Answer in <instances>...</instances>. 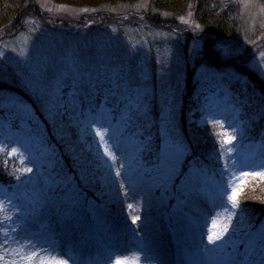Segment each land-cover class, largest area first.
Returning a JSON list of instances; mask_svg holds the SVG:
<instances>
[{"label":"rangeland","instance_id":"374dc122","mask_svg":"<svg viewBox=\"0 0 264 264\" xmlns=\"http://www.w3.org/2000/svg\"><path fill=\"white\" fill-rule=\"evenodd\" d=\"M18 1V23L0 24V264H28L37 248L67 264H162L150 247L166 264H264V217L252 225L249 199L264 183L260 0H230L242 24L223 41L189 12L173 25L196 37L170 34L145 0ZM206 42L224 58L243 55L247 77L204 67ZM193 70L202 81L188 132L201 129L214 147L222 138L227 154L203 148L217 170L195 164L178 127ZM259 125L262 141H237Z\"/></svg>","mask_w":264,"mask_h":264},{"label":"trees","instance_id":"16d2710c","mask_svg":"<svg viewBox=\"0 0 264 264\" xmlns=\"http://www.w3.org/2000/svg\"><path fill=\"white\" fill-rule=\"evenodd\" d=\"M70 2H91L90 4L96 3V0H68ZM104 1V0H101ZM110 1V0H108ZM121 2H126V0H119ZM18 0H0V24H6L5 19L9 16H11V20L8 21L10 24H17L18 20L24 11V5L20 4L18 6ZM262 5L264 6V0H260ZM145 9L146 11L150 12L151 14L155 15L157 18L156 21H158L159 26L161 29L165 30L167 29L170 34H173L176 37L179 38H188L190 41H192L193 36H195L193 33H189L186 29H188L187 26L179 27L178 25H173L175 20H178V17L181 15L182 12H189L192 13L196 23L200 26L201 29H204L208 35L212 39H218V40H225V39H235L236 36H238V29L241 26V16L238 11H235L233 5L231 4L230 0H145ZM95 7V6H94ZM26 11V10H25ZM28 12V11H27ZM142 15L147 17V14L145 12H140ZM127 14V11H126ZM125 14V15H126ZM116 18V16H115ZM119 18V17H118ZM128 19V18H127ZM127 19H119V23L127 22ZM163 21H169L166 23H161ZM182 33L181 36H179V33ZM196 37V36H195ZM202 39V38H201ZM210 44L206 42V48L210 52V55H208L206 52L204 60H202L201 64L204 67H207L209 69H219L224 70L226 68H232L236 73H238L241 76L247 77L245 73H243V58L241 55L236 56H230L228 58H224L225 55L220 56L219 52H213L210 48ZM247 55H250L249 52L245 53ZM206 60V61H205ZM189 69V68H188ZM194 71V72H193ZM192 72L185 73V82H186V89L187 93L183 96V103L184 105L180 108V116L178 118V127L182 133H184V142L187 143L186 145H189L191 152V156L193 157H200L201 161H195V164H211V160L209 156H207L208 151H206L203 148L208 147L211 150H220L223 149V152H225L226 145L220 146L222 143V138L216 137L215 142L217 143L216 147L211 145L210 142L207 141V139L202 138V132L201 129L196 128L194 133L188 132L189 122H188V110H190L191 107V96L194 99L195 96H197V92H200L201 89H199L201 86H199V82L202 81V79H196L192 78V75L195 73L196 70H193ZM249 76V75H248ZM251 77V76H250ZM247 83H252V85H256L253 77L250 78V80L247 81ZM246 83V84H247ZM261 95L264 97V90L263 88L259 87L257 88ZM233 90H231L232 92ZM195 93V95H194ZM257 96V95H256ZM198 97V96H197ZM81 97L78 98V100ZM199 98V97H198ZM198 100V99H197ZM194 105V101H193ZM258 116V115H257ZM131 123V122H130ZM126 124V122H125ZM126 124L125 126H127ZM259 129H252L251 127H244L245 131L240 136L237 141H239L243 145H247L245 143H249L250 145L256 141H262L261 140V133L263 132V129H260V125L256 126ZM255 127V128H256ZM188 132L189 135L186 136V133ZM198 133H201L199 135ZM145 135V134H143ZM195 137V140L193 139ZM220 144V145H219ZM202 148H201V147ZM195 147V148H194ZM200 149V150H199ZM203 149V150H202ZM223 153V154H224ZM215 170H217L215 164H211ZM211 167V166H210ZM211 169V168H210ZM212 170V169H211ZM213 171V170H212ZM217 173V171H216ZM264 182L261 181V183ZM259 189H258V188ZM261 187V188H260ZM254 190H252L251 197H249L250 201H255L253 206L250 207V205L246 202L247 199L241 198V201H239V205L244 208L246 207V204L249 205L251 209H255L256 212L255 216H257L256 220L254 219L253 224H258L261 219L264 217V183L261 186L253 185ZM247 189L244 188L242 191V195L245 193ZM253 196H256L257 198H252ZM245 199V200H244ZM244 205V206H243ZM251 225V226H252Z\"/></svg>","mask_w":264,"mask_h":264},{"label":"snow or ice","instance_id":"6c2138e0","mask_svg":"<svg viewBox=\"0 0 264 264\" xmlns=\"http://www.w3.org/2000/svg\"><path fill=\"white\" fill-rule=\"evenodd\" d=\"M139 107V106H138ZM107 131L106 129L102 130V129H97V134L101 136V139L103 140V133ZM230 139H235V137H231ZM18 149L13 148L12 152H17ZM105 151L107 152V154L109 156H112L113 159H115L114 154L109 151L107 148H105ZM228 151L231 152L232 148H228ZM28 171H31V169H28ZM117 175H119V171H117ZM230 199L232 200V206L236 207L237 206V201H236V194H235V190H233ZM129 207H131V205H129ZM136 218H134L135 220ZM228 231V225H224L222 230L218 233H214V234H209L208 236V240L209 243L211 244H215L216 240H219L224 232ZM5 242H7V240H5ZM29 243H31V241H29ZM205 249H207V245L205 246ZM55 251L54 249H39L37 248L36 251L30 252L27 257H24L23 259H25L28 264H33V259L37 258L40 260V264H67V261L62 260V259H54L51 256V253ZM37 253H40V257L37 256ZM57 256H59V253H57Z\"/></svg>","mask_w":264,"mask_h":264},{"label":"bare ground","instance_id":"6f19581e","mask_svg":"<svg viewBox=\"0 0 264 264\" xmlns=\"http://www.w3.org/2000/svg\"><path fill=\"white\" fill-rule=\"evenodd\" d=\"M115 19H116L115 17H111L110 20H112L111 22L114 23L113 21H114ZM114 24H115V23H114ZM146 197H147L146 194L144 195V194L141 193V195L138 196V199L142 202V201L145 200ZM33 226H34V225L31 223V224H30V228L33 227ZM188 242H190V240H189ZM108 243H109V242H108ZM111 243H112V242H110L109 244L111 245ZM186 243H187V241H186ZM183 245H185V243L182 244V247H183ZM182 247H181V248H182ZM182 249H183V248H182ZM146 250H147L146 253L149 254V255H152V254H153V256H155V259H157L158 262L160 261L162 264H166V258H165L164 256H162L161 253H155V254H154L153 252H151V251H152L151 247L148 248V249L146 248ZM195 258H196V257H195ZM78 259H79V261L81 262V259H80L79 257H78ZM196 259H197V258H196ZM197 261H198V259H197ZM199 262H200V261H199ZM85 264H87V263L85 262ZM98 264H103V263H102V260H101ZM195 264H197V263H195Z\"/></svg>","mask_w":264,"mask_h":264}]
</instances>
